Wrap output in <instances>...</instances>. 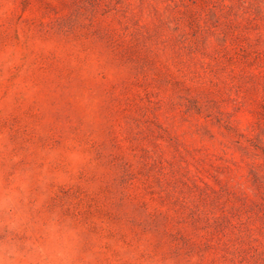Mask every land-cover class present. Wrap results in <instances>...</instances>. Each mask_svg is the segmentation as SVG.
I'll return each instance as SVG.
<instances>
[{
    "label": "rangeland",
    "instance_id": "1",
    "mask_svg": "<svg viewBox=\"0 0 264 264\" xmlns=\"http://www.w3.org/2000/svg\"><path fill=\"white\" fill-rule=\"evenodd\" d=\"M0 264H264V0H0Z\"/></svg>",
    "mask_w": 264,
    "mask_h": 264
}]
</instances>
